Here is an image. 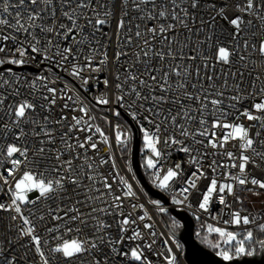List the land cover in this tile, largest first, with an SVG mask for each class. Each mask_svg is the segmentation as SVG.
<instances>
[{"label": "snow or ice", "instance_id": "1", "mask_svg": "<svg viewBox=\"0 0 264 264\" xmlns=\"http://www.w3.org/2000/svg\"><path fill=\"white\" fill-rule=\"evenodd\" d=\"M202 9L207 10L208 19H200L196 32L204 33V39L197 42V47L190 49L195 55L186 56L188 37L181 41L178 29L191 34L193 28L189 22L194 23L197 12ZM58 10L60 17L68 23L58 21ZM45 14L48 21L38 23L44 21ZM81 18L84 19L83 25L79 23ZM112 20H115L113 35L119 47L110 58L106 46L95 39V34H103L104 26L109 25ZM221 21L227 25V42L215 36V30L221 27ZM85 28H90L91 31L86 33ZM0 29L8 30L0 32V54H4L0 56V67L5 64L24 66L29 62V56L35 60V55H40L41 62H54L58 68H63L69 71L72 77L82 80L83 85H88L90 78L95 80L94 87L102 83L104 90L95 98V104L106 106L118 120L122 119L123 110V115L128 116L131 121L112 125L113 144L101 127L91 123L95 120L91 115L94 106L89 107V104L78 96L70 95L71 90L67 85L63 88L49 86L55 85L56 80L46 76H38L35 80L28 81L26 77L17 76L11 67L0 72V87L15 82L28 84L30 89H35L39 82L43 88L40 94L42 103L39 105L29 99L8 105L9 113L15 117L12 123L19 129L16 140L20 141V146L14 142L0 148V152L6 151L12 165L7 169V175L13 177L22 164H34L39 167L44 158H54L55 161V165L45 167V172L55 175L24 171L22 177L15 181L14 190L9 189L11 203H0V210L16 213L11 220L20 221V224L16 225V240L26 237L30 245H22L24 252L13 256H4L5 248L0 246V256H4L6 264H84L86 255L87 264H102L101 259L97 258V251L101 250L102 245L110 247L113 253L121 256L129 255V252L119 251L117 245H121L126 239L142 238L141 232L136 229L132 230L131 236L125 235L128 231L126 226L135 224L136 220L131 218V213L124 214L120 211V195L113 196L111 203L105 201L104 197L107 193L115 192L114 183L123 185L126 189L123 192L124 197H135L136 192L133 191V185L117 170L115 153H110L107 159L101 156L97 160L94 157L101 151L100 144L107 149L118 148L122 154L133 139V124L141 134L143 150L146 153L144 166L147 169L157 168L162 155L160 145H177L180 152L189 154L190 163L195 166L191 178L187 181L188 187L182 191L188 193L190 188H197V181L201 178L209 179L199 203L201 210L208 212L214 199L225 209H229V196L242 203L237 189L256 196L264 190V79H261L264 72L257 74L247 87L243 82L244 73L239 71L230 73L232 84L225 77L217 86L213 81L218 78L208 75L207 86L200 83L197 87L196 83H190L191 65L168 63L199 59L205 69L215 67L209 63L210 60L232 65L235 62L233 57H238L241 63H246V53L249 49L264 57V0H16L14 4L10 3V0H0ZM221 31L225 29L221 28ZM257 31L261 33L260 36L256 35ZM249 33L253 42H250ZM38 34L44 36L43 41ZM21 35L23 40L19 38ZM134 37L137 41L142 40V45L134 44ZM69 38L71 43L62 47L60 40L67 41ZM154 40L158 41L159 48L152 43ZM7 41H12L14 48L5 46L4 42ZM173 44L177 45L176 49L172 48ZM204 45L207 47H202ZM125 47L139 50L129 53L124 50ZM9 52L11 55H8ZM130 55L134 57L133 60L125 59L123 65L119 63L122 57L127 58ZM153 59L159 66L152 63ZM81 60L83 63H80ZM140 68L143 70L140 71ZM105 70L107 75L103 80H100L99 76L83 75L84 72L103 73ZM194 71L195 76L202 79L200 65H196ZM160 72L162 75L157 76L156 73ZM4 73L9 74V79L4 78ZM172 77L179 78L174 88L170 84ZM189 88L193 91H189ZM229 89L231 94L226 95ZM177 91L182 94L175 98L169 97V92ZM13 94L19 96V87L14 88ZM5 100L6 97L0 95V107L5 105ZM61 100L64 102L60 104L59 118H50V115L46 114L42 119H29L38 108L50 114ZM185 100L191 101L192 106L186 105L183 102ZM246 100L249 101L248 106L242 110L237 107ZM165 105L168 107H164ZM173 105L178 110L173 111ZM77 109L79 116L72 115L69 118L65 114L66 110L75 112ZM245 120L249 123L245 124ZM25 121L33 126L30 133L25 132L22 127ZM50 123L52 127L49 126ZM108 123L112 124L111 121ZM56 126L66 129L59 132V143L64 145L63 149L54 147L57 143ZM4 128L7 129L8 125L5 124ZM77 132H86L88 135L81 140L78 135H74ZM29 135L39 143V147L32 145L33 159H29L28 155L30 148L26 138ZM89 151L92 157L88 156ZM66 152L70 158H64ZM36 157L40 159L37 160ZM221 159L228 163L221 162ZM77 160L82 162L75 164ZM201 160L206 161V168L201 164ZM102 165H110L112 172L99 176L102 188H97L96 172ZM179 169L180 165L177 164L175 169L168 168L162 179L157 176V187L167 189L169 181L178 176ZM209 171L212 173L211 177L208 176ZM84 179H87L89 184L84 185ZM109 180L113 183H109ZM4 184H8L6 178ZM80 190L98 192V196H87L86 199L93 202L100 200L107 206L91 207L86 216L76 207L83 202L76 200L66 210L60 209L59 206L57 210L48 208L42 211L41 208H33L29 211V216L23 215L22 204L36 205L42 200L70 199L72 193L79 195ZM32 191H38L39 194L30 200L27 193ZM173 202L182 203L175 197ZM151 203L157 206L159 212L166 211L160 206L159 200H152ZM132 207L136 208L137 205L133 204ZM139 207L144 209V204ZM54 211L56 214H53ZM59 211H63V215H60ZM113 214L122 217L116 221L118 238L111 235L112 225L101 218ZM46 215L51 216L52 220L64 221L63 229L58 223L52 228H46L47 233L75 231L80 235L87 229L91 235L70 240L64 239L62 235H53L46 239L37 232V222H43ZM228 215L231 219L223 220L222 223L245 226V234L238 239L234 231L209 225L208 232L218 234L226 246L222 248L221 243L217 242L211 244V247L221 249L216 255L225 262L242 255H253L246 243L254 242V232L247 226L255 225L264 233V223H258L255 216L242 215L240 211H229ZM146 216L147 211L138 219L143 221ZM71 224H75V228ZM144 228L151 230L152 225L146 223ZM151 235L155 236L156 233L151 232ZM50 240L55 243L51 244ZM259 244L264 247V240H260ZM147 247L151 248L152 244L149 243ZM168 253L165 257L167 264H177V257L171 254L172 248H168ZM130 256L133 261L143 264L144 256L139 245L130 249ZM102 259L103 264H109L107 256Z\"/></svg>", "mask_w": 264, "mask_h": 264}, {"label": "built area", "instance_id": "2", "mask_svg": "<svg viewBox=\"0 0 264 264\" xmlns=\"http://www.w3.org/2000/svg\"><path fill=\"white\" fill-rule=\"evenodd\" d=\"M16 0H10V3H15ZM115 2V0H113ZM11 12V9H10ZM207 10L202 9L196 14V21L189 22L190 26L193 28V32L191 34L187 33L186 30L178 29L179 31V39L181 41H184L186 37H188V48L185 49V55H195V52L190 51V49L197 47V42L199 40L204 39V33L197 34L196 28L199 26L200 19L207 20L208 17L206 15ZM14 15V13H13ZM58 21L63 23H68L67 20H65L63 17H60L59 10L57 12ZM48 21V16L45 14L44 21H38V23H45ZM171 22V21H166ZM79 23L81 25L84 24V19L81 18ZM155 23V22H153ZM221 28L225 29V31H221ZM227 25L221 21V27H218L215 30V36H218L221 40L227 42L229 37L227 33ZM7 29H0V32H7ZM37 31L38 30H34ZM90 28H85V32H90ZM115 31V20H112L109 25L104 26L103 28V34L96 33L95 39L99 40L100 43L104 46H106V51L108 56L111 58L114 55V51L117 50L119 45L117 44L116 37L113 35ZM14 34V33H13ZM39 35V34H38ZM257 36H260L261 33L257 31ZM214 36V39H215ZM21 40L24 39L23 35L19 37ZM39 38L43 41L44 36L39 35ZM249 39L250 42L252 41L251 33H249ZM134 44H141L142 40L137 41L135 37L133 38ZM61 46H68V44L71 43V39L65 41L63 39L60 40ZM152 43L159 48L160 45L157 40L152 41ZM4 45L7 46L9 49L14 48V45L12 41L4 42ZM177 45L173 44L172 48L176 49ZM202 47H207L206 45ZM125 51H128L129 53H132L133 51H138L139 48H132V47H125ZM167 50V47L165 46V51ZM85 52L87 53V49H85ZM4 54H0V56H3ZM8 55H11V52L8 53ZM35 55V54H32ZM246 56L248 57L246 63H241L238 59V57H233L234 63L232 65H223L220 63H217L214 60H210V64H214L215 67H209L207 69L203 68V65L201 61L198 59L196 61H190V60H177V61H169L168 63H182L185 65H191L192 67L189 69L192 78L190 79V83H196L197 87H199V84L202 83L205 86L209 83L206 77L208 75H212L214 78L213 83L217 86H219L225 77L228 78L229 83L232 84L233 80L231 78L230 73L231 72H243V82L244 86L247 87L251 80L259 73L264 72V57H260L258 53L252 52L251 49L248 50L246 53ZM125 59L133 60V56H129L127 58L122 57L120 60V64H125ZM143 59V58H142ZM42 57L40 55H35V60L31 59V56L28 57V63L24 66H14L5 64L4 66L0 67V72H3L5 68L11 67L13 71L16 73L19 77H26L28 81L35 80L38 76H46L49 77V79H55L56 84L55 85H49V86H56L57 88H63L65 85L68 86V88L71 90L69 92L70 95L78 96L80 100H83L85 103L89 104V107H93V111L91 112V115L95 117V120L91 121L95 126L101 127L106 134L109 135L110 141L114 144V134L112 131V125L115 123H124L125 121L131 123L130 118L126 115H123L122 111V119H117L112 115V113L108 110L106 106H100L95 104V98L99 96L100 92L104 90L103 84H99L98 86L94 87L95 80L89 79L88 85H83L82 80H79L75 77H72L70 75L69 71H66L63 68H58L56 64L49 63L47 61L41 62ZM80 63H83L81 60ZM152 63L156 66H159V63L153 59ZM200 65L201 67V77L197 78L195 76V66ZM111 66V65H110ZM127 66V65H126ZM254 69V70H253ZM143 69L140 68V71ZM121 71H123L121 69ZM83 75L85 77H95L99 76L100 80H103L104 76L107 75V70L103 73H88L84 72ZM157 76L162 75V72L156 73ZM4 78L9 79V74L4 73ZM58 78V79H57ZM179 78L172 77L170 80V84H172L173 88L175 87V83L178 81ZM261 79H264V76H261ZM199 81V82H198ZM19 87V96L13 94L14 88ZM189 91H193L191 88L188 89ZM43 92V88L41 84L38 82L35 89H30L28 84L25 83H19L16 84L11 83L9 85H5L3 87H0V95H3L6 97L5 105L3 107H0V148H5L7 144L9 143H17V146H20V141L16 140V136L19 134V129L16 128L12 121L15 119L14 115L9 113L8 105H15L21 100L29 99L30 101H33L37 105L42 103L40 99V94ZM160 94V93H157ZM182 93L180 91H177L175 93L169 92L168 95L170 98H175V96H180ZM231 94V89L226 91V95ZM64 101L61 100L58 102V105L53 109V111L49 113H45L39 108L37 109V112L30 116L29 119H36L40 118L42 119L43 115H50V118H59L61 114L60 110V104H62ZM186 105L192 106L191 101H183ZM71 103V102H70ZM78 103V102H77ZM227 103V101H226ZM249 101H243L241 105H237V107L242 108L248 106ZM164 107H168V105H165ZM173 111L178 110L175 105L172 106ZM65 114L70 118L72 115L79 116L80 113L77 109V111L73 112L71 110H66ZM106 118V119H105ZM108 121H111L112 124L110 125ZM245 124L249 123L248 121H244ZM7 124L8 128L5 129L4 125ZM50 127H52L51 123L49 124ZM22 127H24L25 132L30 133L33 126L29 124L27 121L23 122ZM57 127V143L54 147L56 148H64V145L59 143V132L65 131L66 129L56 126ZM39 130V129H37ZM134 132V136L132 141L130 142L129 146L125 150L124 154L125 157L123 158L120 150L118 148L113 149H107L103 144H100L99 147L101 149L98 156L94 157L95 159H99L101 156L105 159L108 158L110 153H115L116 155V161L118 165V171L120 175H123L125 179L128 180L129 183L133 185V191L136 192L135 197H124L123 192L126 191V189L123 187V185H117L114 183V188L116 189L113 193H107L104 197L105 201L108 203L112 202L113 196L120 195L122 197V206L120 208V211H122L124 214L131 213L132 219L136 220L135 224H130L126 226L128 228V231L125 233L126 236H131L133 234V229L139 230L142 234V238L140 240H125L121 245H117V248L121 252H129V255L127 257L121 256L117 253H113L111 248L102 245L101 250L97 251V258H100L103 264V257L107 256L109 264H140L138 261H133L130 256V249L132 247L140 246V250L143 252L144 256V262L143 264H167V261L165 257L169 255L168 248H172V255H175L177 257V264H188L184 257V244L183 242L176 236V232L179 231L180 227L182 226L181 222L176 219L173 215L169 213L170 208H176L179 210H184L187 213H189L192 218L194 219L195 223L198 220L200 223L203 224V226L208 229V226L211 225L213 227H224L228 231H234L237 233V236L239 234H244V227L245 226H235V225H224L222 223L223 220H229L231 217L228 215L229 211H240L241 214H249L251 216H255L258 223H264V190L261 191L259 196L253 195L250 192L247 191H240L237 189V194L241 198V202L235 201L231 196L227 197L228 203L230 205L229 209H225L223 205H220L218 200L214 199V202L210 204L209 211L205 212L199 208V203L202 200V193L206 190V187L209 183V179L201 178L199 181H197V188L195 189H189L188 193H184L182 191L183 188L188 187L187 181L191 178L192 172L195 170V166L190 163V156L189 154H185L180 152L179 146L172 145V146H164L160 145L162 155L159 158V162L157 164L156 169H147L144 166V158H145V151L142 147V138L141 134L136 130L135 125L133 124L132 128ZM138 133L140 137V148H139V160H140V166L141 169L146 176L147 180L151 184L152 187H154L156 190L162 192L165 194L169 199V204L163 203L161 200L160 206L164 207L166 209L163 213H169L171 218L176 222L177 226L169 225L166 226L160 219V215L162 214L159 212L156 205H153L151 203L153 197H151L147 191L144 189L143 185L139 181L138 177L136 176L133 164H132V154H133V146H134V139L135 135ZM74 135H78L81 140L84 139L88 133L86 132H77L74 133ZM28 142V146L30 148L29 151V159H33V150L32 145L35 144L36 147H39L38 140L33 138L31 135H29L26 138ZM49 147H53L49 145ZM198 147V146H197ZM231 150V149H230ZM203 151V149H202ZM150 155V153H147ZM195 154V153H193ZM88 156L92 157L91 151L88 152ZM64 158H70L69 153H65ZM215 157H209V159H212ZM37 160H39V157H36ZM82 160H77L74 163L80 164ZM221 162L228 163L226 160L221 159ZM179 164L180 169L178 170V176L174 177L171 181H169V186L167 189H161L157 187V184L159 183V179H157V176L162 179L163 176L166 174L168 168H174L175 166ZM201 164L204 165V167H207V163L204 160H201ZM49 165H55L54 158L48 159L44 158L42 164L39 167H36L34 164H22L19 166V168L15 171L13 177H9L7 175V169H10L12 167L10 159L6 156L5 152H0V203L10 204L11 203V191L10 188L14 190L15 181L20 179L23 175V172L26 170H32L34 174H37L39 172H45V167ZM130 169V170H129ZM87 171V169H85ZM224 171V170H219ZM235 171V170H233ZM110 172H112V169L110 165H102L99 167V169L96 172L98 182L96 184L97 188H102V185L99 183V176L101 174L108 175ZM256 175H260L259 173H255ZM45 175H55V173H47L45 172ZM212 173L209 171L208 176L211 177ZM8 180V184H4V179ZM118 179V177H117ZM225 182V181H222ZM84 185L89 184V181L87 179H84L82 181ZM109 183H113L112 180H109ZM250 186V185H249ZM69 190L71 192V187L69 186ZM106 192V190H104ZM38 191H32L27 193L28 198L30 200L35 199L38 196ZM99 193L96 191L91 192H85L83 190L79 191V195H76L75 193L71 194V198L60 200L56 199L54 201H40L36 205L32 204H22V212L24 216H29V211L33 208H41L42 211L47 210L48 208H51L53 210H57V206H59L60 209L66 210L67 207H70L74 204L76 200H80L83 203L76 205V207L80 208V211L83 212L86 216L90 212L91 207L101 208L106 207L107 204L101 202L100 200L89 201L86 199L87 196L96 197ZM177 200H181L182 203L177 204L173 202V198ZM185 197H187L185 199ZM136 204L137 207L133 208L132 205ZM140 204H144V209H141L139 207ZM147 211L148 216L145 217V220L140 221L138 217L140 215H143L144 212ZM39 214V213H38ZM53 214H56L54 211ZM60 215H63V211H59ZM16 215L14 211H2L0 210V246H3L5 248L4 256H13L17 254H22L24 252V247L22 245H28V238H23L22 240L17 241L16 240V225L20 224L19 220H11V217ZM71 215V213H70ZM96 215H101L99 213H96ZM151 217V219H149ZM31 218V217H30ZM101 218L106 221L108 224L112 225L110 231L111 235L114 238H118L119 232L117 228L116 221L121 219V216L118 215H108V216H101ZM60 224L61 228L64 227V221H56L52 220L51 216L46 215V218L43 222H37V232L44 238L49 239L53 235H62L64 239H82L84 236L91 235L90 231L85 229V231L78 235L75 231L68 233V232H60V233H47L45 231L46 228H52L57 224ZM151 224L152 229L149 230L147 228H144V224ZM9 225H11V228H9ZM73 228H75V224H71ZM249 230H252L254 233H261L259 231V228L255 225L247 226ZM151 232H155L156 235L152 236ZM216 234V233H214ZM218 235V234H217ZM6 237V239H5ZM222 240V239H221ZM261 240H264L262 238ZM9 241H12V243H9ZM167 241V243H165ZM51 244H54L55 241L50 240ZM151 243L152 247L148 248L147 245ZM179 245V247H177ZM223 248V246H221ZM249 249L253 252V254L259 252L257 250V247L255 245H251ZM32 252H29V255H31ZM4 256H0V264H6V260ZM243 256V255H242ZM241 257V256H240ZM38 259V257H37ZM87 255L84 258V264H87ZM79 264V262H78Z\"/></svg>", "mask_w": 264, "mask_h": 264}, {"label": "water", "instance_id": "3", "mask_svg": "<svg viewBox=\"0 0 264 264\" xmlns=\"http://www.w3.org/2000/svg\"><path fill=\"white\" fill-rule=\"evenodd\" d=\"M139 148L140 137L138 133H136L132 154V164L136 176L151 197L157 198L165 204H169L168 197L152 187L144 175L140 166ZM169 213L182 224L180 230L175 234L184 244V257L188 264H264V247L251 256L243 255L241 257H235L230 262L223 261L221 257L216 255V252L209 249L196 238V223L189 213L176 208H170Z\"/></svg>", "mask_w": 264, "mask_h": 264}, {"label": "trees", "instance_id": "4", "mask_svg": "<svg viewBox=\"0 0 264 264\" xmlns=\"http://www.w3.org/2000/svg\"><path fill=\"white\" fill-rule=\"evenodd\" d=\"M121 155H122L123 158L125 157V154L124 155L121 154ZM169 217H171L169 213H165V214H161L160 215L161 221L164 223V225H166L168 227L170 225L169 224ZM244 234H239L237 236L238 239L242 238ZM195 235H196V238L198 240H200L205 246H207L209 249H211L212 251L217 253L216 249L211 247L212 240H214V241H219L220 240L221 241V238L217 234L209 233L208 230L206 229V227L203 226V224L200 223L198 220L196 221V225H195ZM254 237H255L254 242H247L246 245H247V247H249L251 245H255L257 247V250L260 251L263 247H261V245L259 244V241L262 238H264V235L255 232L254 233Z\"/></svg>", "mask_w": 264, "mask_h": 264}, {"label": "rangeland", "instance_id": "5", "mask_svg": "<svg viewBox=\"0 0 264 264\" xmlns=\"http://www.w3.org/2000/svg\"><path fill=\"white\" fill-rule=\"evenodd\" d=\"M123 118V117H122ZM142 147H143V145H142ZM125 152V151H124ZM124 152L122 153L123 155H124ZM121 153V152H120ZM154 200H158L157 198H153ZM162 214H165V213H162ZM174 220L171 218V217H169V224L170 225H172V226H177V224H176V222H175V224H174ZM238 238V237H237ZM217 242H220L221 243V246H223V247H226L225 245H223V243H222V240L220 241H214V240H212V244H215V243H217ZM246 247H247V245H246ZM250 247V246H249ZM248 247V248H249ZM216 249V248H215ZM221 249H216V251L218 252V251H220Z\"/></svg>", "mask_w": 264, "mask_h": 264}]
</instances>
